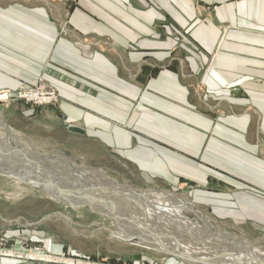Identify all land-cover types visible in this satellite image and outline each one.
I'll return each mask as SVG.
<instances>
[{
  "label": "crops",
  "instance_id": "0c3cea01",
  "mask_svg": "<svg viewBox=\"0 0 264 264\" xmlns=\"http://www.w3.org/2000/svg\"><path fill=\"white\" fill-rule=\"evenodd\" d=\"M38 83L64 126L264 225V0H0V89Z\"/></svg>",
  "mask_w": 264,
  "mask_h": 264
},
{
  "label": "rangeland",
  "instance_id": "374dc122",
  "mask_svg": "<svg viewBox=\"0 0 264 264\" xmlns=\"http://www.w3.org/2000/svg\"><path fill=\"white\" fill-rule=\"evenodd\" d=\"M57 101L55 89L39 83L0 89V149L8 146L9 157L13 159L15 151L43 156L62 153L56 158L61 166L55 167L53 178L67 187L73 185L72 189L78 190L82 198H96L94 210L85 205L58 202L39 190L42 188L15 181L12 173H8L9 176L0 174V256L8 254L24 261L47 264H186L181 256L160 251L149 241L165 237L170 242L177 239L178 244L196 253L199 247L206 248L207 244L212 245L211 242L220 247L224 236L204 230L205 224L210 223L218 230L239 237L243 248L261 251L264 258V225L219 220L210 214L205 204L186 207V203L192 201L191 193L199 186L207 187V184L204 186L201 185L204 182L193 180L196 175L191 173L180 176L175 183L139 172L111 149L68 129L69 124L64 126V118L55 108ZM0 160L9 161L7 155L1 153ZM45 160L48 159L42 161ZM200 161L207 166L205 157ZM48 167L49 164L45 165ZM38 180L47 182L48 179L39 177ZM43 186L47 187L46 184ZM129 189L135 193L143 189V192L127 201L124 197L118 202L111 198V192H121L127 197ZM167 192L174 198L166 195ZM111 201L119 213L113 210L118 219L109 213L112 204L108 203ZM147 207L151 211L156 208L167 211L165 219L159 221L161 216L156 217L158 214L150 211L149 216ZM97 210L108 214H98ZM113 231L125 236L136 235L137 240L119 242L113 238ZM48 242L59 246L58 250L46 247ZM145 244L152 247L147 248ZM220 248L224 253L225 247ZM201 251L210 254L206 249Z\"/></svg>",
  "mask_w": 264,
  "mask_h": 264
},
{
  "label": "bare ground",
  "instance_id": "6f19581e",
  "mask_svg": "<svg viewBox=\"0 0 264 264\" xmlns=\"http://www.w3.org/2000/svg\"><path fill=\"white\" fill-rule=\"evenodd\" d=\"M4 126H5V124H4ZM7 150H8V146H6V145L2 146L0 149V153L3 154L5 157L7 155L8 159H9V161L3 160L4 163L0 160V167H1L0 168V171H1L0 174H5V175L9 176L8 173H12L14 176V177L13 176L12 177L15 178L14 179L15 181L19 180L22 182H27V183L31 184L34 188H37V189L42 188L39 190H41L45 194L49 195L53 199H58L57 200L58 202L65 203V204H73V205H85V206L91 207L92 210H94L93 206H95V201L97 200L96 198H93V197L82 198V196L79 195L78 190L72 189V187H74L73 185L67 187V185L63 184V182L59 181L58 179L56 180L53 178L52 172L55 174V167L61 166L60 160H57L56 158H58V156H62V153H60L61 155L60 154L56 155L57 153L56 154L48 153L49 155L43 156L42 154H39V153H38V155H27L25 152L20 153V151H15V152H13V154H15V156H14L16 159V161H15V159L9 157L11 155H10V153H8ZM18 153H20V154H18ZM51 157H52V159H51ZM43 158L48 159V160H45L43 162L42 161ZM47 164H49V167L45 168V165H47ZM69 165H71L70 162H69ZM36 166H38V168L36 170H34V167H36ZM40 166H42V167H40ZM71 168H73V167H71ZM49 169H51V171ZM28 171H30V173H34V174L31 175L30 173H27ZM65 174L69 175L70 173L65 172ZM39 177L42 180H47V179L48 180H47V182H39L40 181V180H38ZM43 184H46L47 187L43 186ZM125 190L127 191V189H125ZM142 190L139 193H135L134 191H130V189H129L127 197H125L124 193L121 194V192H119V193L111 192V198L115 199L116 202H118V200L121 197H124L125 201L131 200V199H134V196H138V194L140 195V193L143 192ZM118 195H121V196H118ZM166 195H168V196L171 195V197L174 198V195L172 193L167 192ZM129 196H132V197L127 199ZM157 197H159V196H157ZM167 198H169V197H167ZM85 200H87L89 203L83 204ZM108 204L111 205L112 201ZM189 205H191V206H189ZM112 206H113V204L111 205V210L109 213H111L112 216L114 215L113 217H116V219H118L117 215L115 214L118 212L115 211L114 207H112ZM187 206L194 208V206H192V204L190 202L186 203V207ZM147 208H146V212L148 213V215L150 212H155L156 214H158L156 217L161 216V218H159V221L165 219L164 217H166L167 211L161 212L157 208L155 211L153 209H152L153 211H151L150 207H147ZM113 210L115 213L113 212ZM97 213L101 214V215L106 214V212H103L100 210H97ZM160 214H163V215H160ZM173 215H175V214L172 213V216ZM122 216L125 217L124 214ZM175 216H177V215H175ZM180 217L183 218L182 216H180ZM116 219H115V221H116ZM115 224H117V223H115ZM205 227L206 228H204V230L206 232L214 233V235L215 234H218V235L222 234L224 236V239L220 240V242L222 244L219 245L220 247L222 245H223V247H225V249H223L224 253L221 252L222 248L217 247L213 242H211L212 245L207 244L206 248L199 247L200 250L197 253L193 252L192 249H185L182 245L178 244L177 239L172 240V242H170L167 240L168 238L165 237V238H161V239L156 238V239L151 240L149 242L153 243L154 248H157V249L160 248L161 250H166L167 253L172 252V254L181 256V260L190 261L192 264H244V263L247 264V263H249L248 259L251 260L250 261L251 264H264V258L261 256V252H260V254H257L256 252H249V249L247 247L246 248L242 247L241 241L234 234H227L224 230H218V229L214 228L212 225H210V223L205 224ZM123 229H125V228H123ZM120 230L122 232H124L122 229H120ZM213 230H214V232H213ZM218 231H220V232H218ZM111 233L113 235H115L116 237H118L122 240H126V241L129 240L132 242L136 238L135 237L136 235H129V237H128V235L123 236V234H120V233L114 232V231ZM168 234H170V233H168ZM141 235H142V233H141ZM132 236H134V237H132ZM149 236H151V235H149ZM169 236H171V235H169ZM207 236L211 237L210 234H207ZM151 237H153V236H151ZM155 237H156V235H155ZM157 237H159V236H157ZM174 237L176 238V236H174ZM135 240H137V239H135ZM146 246H147V248L152 247V245H149V244H145V247ZM203 249H206L210 254L209 255L205 254L204 251H201ZM230 252H236V254L233 255ZM184 263H186V262H184Z\"/></svg>",
  "mask_w": 264,
  "mask_h": 264
},
{
  "label": "water",
  "instance_id": "95a60500",
  "mask_svg": "<svg viewBox=\"0 0 264 264\" xmlns=\"http://www.w3.org/2000/svg\"><path fill=\"white\" fill-rule=\"evenodd\" d=\"M67 128L72 130V131H75V132H79V133L82 132L81 129H79V128L75 127V126H73V127L72 126H67ZM87 203H89V202L87 200H85L83 204H87ZM183 261L186 262L187 264H192L190 261H186V260H183Z\"/></svg>",
  "mask_w": 264,
  "mask_h": 264
},
{
  "label": "built area",
  "instance_id": "2783aa9c",
  "mask_svg": "<svg viewBox=\"0 0 264 264\" xmlns=\"http://www.w3.org/2000/svg\"><path fill=\"white\" fill-rule=\"evenodd\" d=\"M51 95H52V94H51ZM7 256H10V255L7 254Z\"/></svg>",
  "mask_w": 264,
  "mask_h": 264
}]
</instances>
